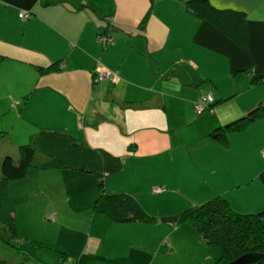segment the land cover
Masks as SVG:
<instances>
[{"label":"crops","instance_id":"obj_1","mask_svg":"<svg viewBox=\"0 0 264 264\" xmlns=\"http://www.w3.org/2000/svg\"><path fill=\"white\" fill-rule=\"evenodd\" d=\"M209 1L247 15L248 47L182 0H0V114L16 117L12 127L2 118L10 133L0 141V165L39 131L64 134L119 157L104 191L134 197L156 218L116 222L94 210L95 174L32 168L41 176L30 182L46 199L35 230L22 225L32 217L23 210L30 193L11 195L20 232L65 256L5 240L14 245L15 256L2 249L12 262L21 255L26 264H215L220 248L194 224L162 218L216 197L239 214L264 210V117L230 133L228 147L211 137L264 103V81L253 83L264 73V0ZM100 33L114 43L100 42ZM54 63L58 71L40 73ZM105 68L118 75L94 82ZM208 93L213 111L200 115L196 103Z\"/></svg>","mask_w":264,"mask_h":264},{"label":"trees","instance_id":"obj_2","mask_svg":"<svg viewBox=\"0 0 264 264\" xmlns=\"http://www.w3.org/2000/svg\"><path fill=\"white\" fill-rule=\"evenodd\" d=\"M187 8L200 19L207 21L241 48L248 47L247 15L235 9L215 7L209 0H182ZM153 3L154 0H151ZM60 63L41 67V74L58 71ZM242 72L238 71L236 75ZM264 81V73L253 76V83ZM264 117V103L259 104L247 114L213 129L211 137L223 147L229 146L230 133L244 130L249 124ZM8 137V132L0 130V141ZM17 158V159H16ZM73 169L93 173L99 178L100 193L94 202V210L116 222L144 221L153 222L138 201L122 192L104 191V178L121 169L119 157L96 150L82 141H77L64 134L39 131L24 144H21L16 156L6 155L0 165V223L9 233L11 241L30 242L39 249L53 253L63 259L64 252L56 245L30 239L24 236L18 226L16 206L9 192V184L26 178L30 169ZM162 220L173 222H191L200 232L204 242L216 245L221 254L215 264L229 263L239 256L257 252L264 254V210L254 214L235 212L223 197H216L192 208L180 215L163 217ZM11 247L14 245L8 242ZM18 253L24 255L20 248ZM0 264H26L12 262L0 257ZM205 264V263H194ZM257 264H264V257Z\"/></svg>","mask_w":264,"mask_h":264},{"label":"rangeland","instance_id":"obj_3","mask_svg":"<svg viewBox=\"0 0 264 264\" xmlns=\"http://www.w3.org/2000/svg\"><path fill=\"white\" fill-rule=\"evenodd\" d=\"M6 107H8V106H6ZM10 114H11V112L7 111V109L5 110V113L3 112V114H0V125L2 124V121H3L2 118L3 117L6 118V119L5 118L4 119L7 120L6 125L8 127H12L16 123V117L14 116L11 119L9 117ZM1 127L2 126H0V130H4L6 132H9V129H4V128H1ZM9 133H8V135H9ZM27 142H25V143H27ZM11 153L14 156L17 155V153H13V152H11ZM263 155H264V150H263ZM38 176H41L40 171L39 170L35 171V169H32L31 173L29 174V177H28V179L26 181H23V180L17 181V182L13 181L14 183L11 182L9 184V192L12 195V197H14L16 199H17V197L21 198L24 193H30L29 194L30 195V199H28V201L24 202L23 210L24 211H29V215H31L32 217H28V216L24 217L25 223H22V225L25 226V224H26L28 228L35 229V230H39L40 229V227L38 225H41V224L39 223L38 220H39V216L42 215V209L43 208H41V205L44 204L42 201L44 199H46L45 195H44L45 190H41V189L39 190V188L36 185H34L32 181L30 182V179L36 178ZM31 194H34V195H31ZM25 197H27V196L25 195ZM33 218H34V221L32 220ZM0 227H3V225L1 223H0ZM30 239H32V238H30ZM5 240L11 241V238L9 237V233L6 232V234H2L1 229H0V257H2V258L7 257L6 259L7 260L9 259V261H11L13 259V256L11 254H13L15 256V252H14V250L11 249L10 245L4 244V243L7 242V241L5 242ZM11 242H13V241H11ZM15 244L17 246H19V247H22V249L23 248L27 249L28 252L29 251L32 252V253L33 252H37L36 249L33 247V245L30 244V243H22V242L18 241ZM3 248H5L7 250V252H9L11 254L6 253L5 251H3L2 250ZM4 255H6V256H4ZM22 260H23L22 256L18 255V260L17 261L21 262Z\"/></svg>","mask_w":264,"mask_h":264},{"label":"built area","instance_id":"obj_4","mask_svg":"<svg viewBox=\"0 0 264 264\" xmlns=\"http://www.w3.org/2000/svg\"><path fill=\"white\" fill-rule=\"evenodd\" d=\"M83 3H85V0H82ZM21 17L25 18L28 15L21 13ZM98 40L105 44H112L114 43L115 39L114 37L109 33H100L98 35ZM118 75V72H115L111 69L105 68L101 69L96 72L94 75V82H98L104 78H112L116 77ZM214 101V96L212 93H208L207 95H204L200 102L196 103V112L198 114H204L205 112H212L213 109L211 107V103ZM156 190H161V188H157ZM50 219H53V214L50 216Z\"/></svg>","mask_w":264,"mask_h":264},{"label":"water","instance_id":"obj_5","mask_svg":"<svg viewBox=\"0 0 264 264\" xmlns=\"http://www.w3.org/2000/svg\"><path fill=\"white\" fill-rule=\"evenodd\" d=\"M259 213V212H258ZM264 257V254L257 252L245 253L235 260L226 264H257L258 261Z\"/></svg>","mask_w":264,"mask_h":264}]
</instances>
